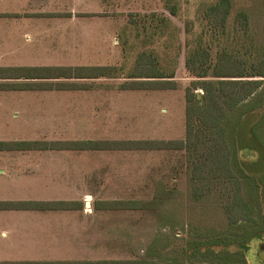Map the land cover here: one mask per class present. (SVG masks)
Wrapping results in <instances>:
<instances>
[{
	"label": "rangeland",
	"instance_id": "374dc122",
	"mask_svg": "<svg viewBox=\"0 0 264 264\" xmlns=\"http://www.w3.org/2000/svg\"><path fill=\"white\" fill-rule=\"evenodd\" d=\"M56 1L54 5L59 4L62 12H68L63 14L78 18L68 19V43L53 42L55 35L51 34L46 35L48 42L37 43L45 48V55L67 54L68 58L60 61L70 65L125 66L126 73L140 51L154 50L164 68L175 70L178 86L122 90L119 86L127 79L122 75L87 79L95 84L89 90L3 92L0 99H16L27 106L19 108L26 115L20 120L6 118L8 114L0 108L1 132L24 129L21 126L31 114L40 111L67 122L69 130L64 139L69 140L184 139L186 89L198 79L187 66L192 50L207 48L213 62L223 50L253 63L264 57V0H232L224 28L210 24L204 15L207 7L218 0ZM240 12L247 14L248 24L238 18ZM65 32L57 37H67ZM42 60L37 62H48ZM34 102L67 103L35 107ZM243 152L234 150L236 170L243 163L251 167L252 160L258 162V150ZM0 169L5 170V178L11 177L0 182L1 197L65 199L85 204L83 208L40 214L45 228L37 236L38 252L34 255L43 261L57 257L163 261L176 258L174 264L180 260L208 264V255H197L205 254V248L196 254L188 249L187 240L208 227L231 231L226 228L219 205L190 197L184 149L0 151ZM262 180L251 191L246 187L259 223L255 229H234L240 234L262 231L253 237L254 251L247 257L250 264H264ZM107 200H149L158 201V205L136 210L100 208ZM55 242L60 244L52 248Z\"/></svg>",
	"mask_w": 264,
	"mask_h": 264
},
{
	"label": "trees",
	"instance_id": "16d2710c",
	"mask_svg": "<svg viewBox=\"0 0 264 264\" xmlns=\"http://www.w3.org/2000/svg\"><path fill=\"white\" fill-rule=\"evenodd\" d=\"M232 0H218L207 7L205 18L216 27L224 28L232 11ZM239 19L248 24L247 14L240 12ZM187 66L198 78L186 89V136L184 139L134 140H66V141H0V151H26L30 149L75 150H174L184 149L187 155L189 193L195 201L208 200L223 210L226 225L231 231L215 228L202 230L187 240L188 249L197 254L203 247L208 264H250L248 254L254 251L253 234L235 231L236 228H253L259 223L256 207L246 193L264 181V57L253 63L241 55L221 51L213 62L205 47L192 50ZM125 66H40L0 68L8 71L2 78H114L126 75L120 88L124 90L175 89V70H167L154 50H142L135 64L124 73ZM19 71L13 76L12 71ZM84 83H53L36 81L1 83L0 89L89 88ZM234 150H258L259 159L251 167L243 163L240 170L234 167ZM256 162V163H255ZM256 166V168H252ZM245 167V168H244ZM262 170V171H260ZM259 171L261 173H259ZM254 173V174H253ZM257 174V175H256ZM260 179V180H257ZM264 185V184H263ZM264 189V186H263ZM158 201L115 200L104 201L100 208L148 209ZM157 203V204H156ZM82 201H0V209H72L83 208ZM260 236V235H259ZM264 245V244H262ZM208 252V253H207ZM176 258L161 259H110L75 261H19L0 264H174ZM210 260V261H209ZM212 262V263H209ZM179 264H205L180 260Z\"/></svg>",
	"mask_w": 264,
	"mask_h": 264
},
{
	"label": "crops",
	"instance_id": "0c3cea01",
	"mask_svg": "<svg viewBox=\"0 0 264 264\" xmlns=\"http://www.w3.org/2000/svg\"><path fill=\"white\" fill-rule=\"evenodd\" d=\"M55 0H0V68H20V67H40V66H84L70 65L62 63L60 60L68 58L67 54L48 55L45 53V48L38 42H48L46 35H55L53 42L68 43V22L78 18L75 14H63L59 4L54 5ZM57 3L60 0L56 1ZM71 13V12H69ZM62 16V17H61ZM67 16V17H63ZM70 19V20H68ZM67 37H57L62 35ZM75 35V33L73 34ZM82 35V34H81ZM79 36L75 37L77 39ZM38 46L40 48H38ZM42 54H40V53ZM38 59H47L48 62H37ZM43 61V60H42ZM60 61V62H59ZM8 71H0L1 83H25L36 81H49L57 83H84L87 79L77 78H51V79H31V78H2L4 73ZM13 76H17L19 71H12ZM110 78V77H109ZM103 79L96 78L92 80ZM106 79V78H104ZM91 86L89 88H47V89H21L20 87L11 89H0V94L3 92L17 91H76L89 90L94 87V82L86 81ZM120 88V87H119ZM123 90V89H122ZM157 90V89H156ZM37 103V104H36ZM67 102H34L35 107L50 106L59 107L65 106ZM6 106V107H5ZM27 106L26 103L16 99H0V108H4L6 118L20 120L26 117L20 111V107ZM9 108V109H8ZM1 112V109H0ZM34 113V114H33ZM31 114L29 121H26L24 126L13 133H4L0 131V141H66L64 135L68 133L69 125L67 122L58 120V117L53 114H45L40 111H34ZM0 116V127H1ZM16 117V118H15ZM9 137V138H8ZM30 150H75V149H30ZM5 170L0 169V182L2 180L11 179L8 176L5 178ZM63 201L65 199H16L5 198L0 196V201ZM68 201V200H66ZM89 205V204H87ZM70 209H0V262H19V261H43L38 259L34 254L38 252L36 246L38 242L37 236L43 234L45 228L41 221L40 214H50L64 212ZM53 227V226H52ZM24 236H30L25 238ZM32 236V237H31ZM36 236V237H35ZM31 244L32 248H28ZM56 248L60 243H54ZM78 260V259H77ZM49 261H75L64 258H53Z\"/></svg>",
	"mask_w": 264,
	"mask_h": 264
},
{
	"label": "water",
	"instance_id": "95a60500",
	"mask_svg": "<svg viewBox=\"0 0 264 264\" xmlns=\"http://www.w3.org/2000/svg\"><path fill=\"white\" fill-rule=\"evenodd\" d=\"M261 248H264V246L262 245Z\"/></svg>",
	"mask_w": 264,
	"mask_h": 264
},
{
	"label": "flooded vegetation",
	"instance_id": "af4514ba",
	"mask_svg": "<svg viewBox=\"0 0 264 264\" xmlns=\"http://www.w3.org/2000/svg\"><path fill=\"white\" fill-rule=\"evenodd\" d=\"M261 246H262V244H261ZM264 246V245H263ZM261 250H262V248H261Z\"/></svg>",
	"mask_w": 264,
	"mask_h": 264
}]
</instances>
